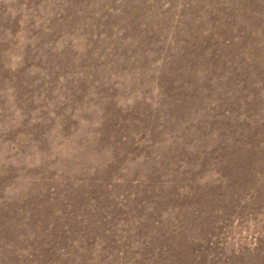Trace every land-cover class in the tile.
<instances>
[{
  "label": "rangeland",
  "instance_id": "1",
  "mask_svg": "<svg viewBox=\"0 0 264 264\" xmlns=\"http://www.w3.org/2000/svg\"><path fill=\"white\" fill-rule=\"evenodd\" d=\"M0 264H264V0H0Z\"/></svg>",
  "mask_w": 264,
  "mask_h": 264
}]
</instances>
